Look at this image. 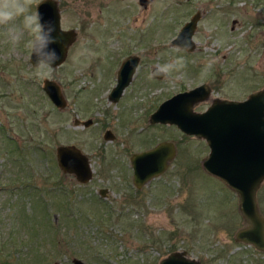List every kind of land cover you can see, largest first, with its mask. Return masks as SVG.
I'll list each match as a JSON object with an SVG mask.
<instances>
[{"label": "rangeland", "instance_id": "1", "mask_svg": "<svg viewBox=\"0 0 264 264\" xmlns=\"http://www.w3.org/2000/svg\"><path fill=\"white\" fill-rule=\"evenodd\" d=\"M58 2L61 25L78 31L50 76L67 99L62 108L44 92V78L34 74L23 41L13 48L0 28V264H74L73 257L86 264H158L175 250L200 264H264V250L235 239L245 224L238 195L204 169L205 139L174 124L149 122L165 98L202 82L211 92L194 109L215 98L244 99L264 87V0ZM198 10L194 49L174 52L171 39ZM131 53L141 64L113 101L108 87L120 56ZM177 56L185 59L181 72L149 78L151 68ZM210 59L216 63L202 75ZM75 118L92 122L74 125ZM107 127L113 139L103 137ZM9 137L20 144L19 153H10ZM161 140L174 141L173 158L136 187L131 153ZM63 143L89 156L90 180L81 183L59 168L55 149ZM26 175L43 189L49 215L41 199L22 188ZM54 182L70 198L62 208ZM256 198L264 216V179Z\"/></svg>", "mask_w": 264, "mask_h": 264}, {"label": "water", "instance_id": "2", "mask_svg": "<svg viewBox=\"0 0 264 264\" xmlns=\"http://www.w3.org/2000/svg\"><path fill=\"white\" fill-rule=\"evenodd\" d=\"M151 0H139L147 6ZM36 11L42 14L44 22L52 21L60 43L51 45L60 56L54 66L66 58L69 45L76 38L74 29L60 26V12L56 0H40ZM200 18L199 10L192 14L171 39L182 44L185 37H191ZM179 37V39H177ZM195 43L188 51L193 50ZM33 65L35 59L29 55ZM137 62V57L129 56L118 71V82L109 97L116 100L129 82ZM155 69V68H154ZM153 69V72H154ZM160 77V76H157ZM42 88L50 100L58 107L66 105L65 97L55 79L44 78ZM211 87L203 82L192 88L178 91L165 98L150 114L151 123L176 125L183 133L204 138L209 146L203 158L204 169L219 177L238 195V209L245 224L235 232V239L264 250V216L262 215L256 192L264 179V87L251 92L244 99L215 98L203 111L194 105L208 98ZM79 120L75 119V124ZM90 120L82 123L88 124ZM106 139L113 138L108 130ZM176 152L172 140H161L155 145L133 152L130 162L133 170V183L141 187L151 178L161 174ZM57 164L66 173L85 183L92 178L93 169L88 155L75 144H58L55 149ZM105 188H101L104 195ZM74 264H86L81 258L73 257ZM158 264H200L186 255L185 251H171L162 257Z\"/></svg>", "mask_w": 264, "mask_h": 264}, {"label": "clouds", "instance_id": "3", "mask_svg": "<svg viewBox=\"0 0 264 264\" xmlns=\"http://www.w3.org/2000/svg\"><path fill=\"white\" fill-rule=\"evenodd\" d=\"M36 0H0V28L4 29L7 42L15 48L22 41L28 54L35 59L33 67L35 75L39 78H50L53 65L60 60L59 54L53 44L60 43L55 24L52 21L44 22L43 16L38 11H32ZM61 31L63 28L61 27ZM27 35V39H25ZM179 39V37H177ZM193 44L191 37H185L182 44L173 42V51L180 52L190 49ZM215 59H210L205 64L202 75H206ZM185 67V59L177 56L163 65H157L153 76H161L169 79L173 72L179 73Z\"/></svg>", "mask_w": 264, "mask_h": 264}, {"label": "flooded vegetation", "instance_id": "4", "mask_svg": "<svg viewBox=\"0 0 264 264\" xmlns=\"http://www.w3.org/2000/svg\"><path fill=\"white\" fill-rule=\"evenodd\" d=\"M56 2H57V6H58V8H59V12H60V26L63 28V29H74L75 30V32H76V38H77V33H78V31L76 30V28H74V27H63L62 25H61V9H60V6H59V2H58V0H56ZM75 38V39H76ZM75 39H74V41H75ZM73 41V42H74ZM72 42V43H73ZM71 43V44H72ZM70 44V45H71ZM70 45H69V47H70ZM69 47H68V49H69ZM67 55H68V50H67V54H66V57H67ZM106 54H103L102 56H105ZM116 56H120L119 54H115ZM129 56H135V57H137V62H136V65H135V68H134V71H133V73H132V75H131V78H130V80H129V82L124 86V88H123V90H122V92L120 93V95H119V97L116 99V100H118L121 96H122V94H123V92H124V90H125V88L127 87V86H129L130 84H132V81H133V79H134V77H135V74L137 73V70L139 69V66H140V64H141V62H140V56L138 55V54H133V53H131V54H124V55H121L120 57H121V60H120V64H119V66H118V68H117V75H116V77H115V79H114V83H112V86H110V87H108V89H110V91H109V93H108V97H109V94L111 93V91H112V89H113V87L114 86H116V84H117V82H118V71H119V69H120V67H121V65L123 64V62L129 57ZM66 59V58H65ZM65 59H64V61H65ZM68 60V59H67ZM66 60V61H67ZM63 61V62H64ZM62 62V63H63ZM62 63H60L59 65H61ZM58 65V66H59ZM55 67V66H54ZM154 68H156V66L155 67H153V68H151V70H150V74L152 75V73H153V69ZM154 78H163V77H157V76H153ZM49 79H51V78H49ZM53 79V78H52ZM44 80V79H43ZM149 81H151V79L149 80ZM203 83V82H202ZM205 83H207V82H205ZM208 84V83H207ZM60 85V84H59ZM209 85V84H208ZM196 86V85H195ZM210 86V85H209ZM60 88H61V90H62V87H61V85H60ZM186 88H183L182 90H185ZM188 89V88H187ZM181 90V91H182ZM62 93H63V90H62ZM64 95V94H63ZM65 97V96H64ZM109 99H111L110 97H109ZM65 100H66V104H67V99L65 98ZM111 100H113V99H111ZM116 100H113V101H116ZM209 104H207V106H208ZM56 106V105H55ZM66 106V105H65ZM206 105H204V107H202V108H200V109H195V110H197V111H203L206 107H207ZM75 119H77V120H79V122L78 123H74V125H78V124H83V125H85V126H87V125H89V124H91V122H92V119L91 118H86V119H83V120H81V119H78V118H75ZM75 119H74V121L73 122H75ZM84 120H90V122L88 123V124H84V123H82ZM150 122V121H149ZM151 123V122H150ZM162 124H164V123H162ZM110 131L111 132V134L113 135V138L116 136L115 135V133H114V131L111 129V128H109V127H107L105 130H104V132H103V137H104V134H105V132L106 131ZM105 138V137H104ZM113 138H111V139H113ZM68 144H73V143H68ZM142 150V149H141ZM140 151V150H139ZM134 152H136V151H134ZM133 153V152H132ZM131 153V154H132ZM131 156V155H130ZM89 157V156H88ZM131 168H132V166H131ZM93 176V175H92ZM132 176H133V170H132ZM132 180H133V177H132ZM102 188H105V190H104V195L106 194V192H107V188L106 187H102ZM100 192H101V188H100ZM101 194V193H100ZM102 195V194H101ZM103 196V195H102Z\"/></svg>", "mask_w": 264, "mask_h": 264}, {"label": "trees", "instance_id": "5", "mask_svg": "<svg viewBox=\"0 0 264 264\" xmlns=\"http://www.w3.org/2000/svg\"><path fill=\"white\" fill-rule=\"evenodd\" d=\"M9 139V141H10V144H13L14 145V148L13 149H11V151H10V153H12V152H14L15 151V153H19L20 152V144H18L17 143V140L16 139H14L13 137H9L8 138ZM33 145H35L34 143H33ZM19 149V150H18ZM39 150H41V147L39 146ZM20 180L21 178L20 177H18L17 176V180ZM25 181L24 180H21V182H20V184L21 185H23V187L22 188H26V187H28L29 189L28 190H30V192L36 197V199L37 198H39V199H41V203L43 204L42 205V207H43V209H45V213L47 214V215H49V212H50V210L48 209V206L49 205H51V203H49L43 196H44V194H43V189L41 190V188H39V187H37V185L36 184H34V183H32V180L29 178V176H27L26 175V177H25ZM29 180H31V181H29ZM29 181V182H28ZM53 185H54V189H56V188H58V191L57 190H55V192L54 191H52L53 193H55L54 194V196H56V194L58 193V196L59 195H61L62 196V198H59V202H58V204H56L59 208H62V207H60L61 206V204L63 205V204H65V203H67V201H70L69 199V196L67 197L64 193H63V191L61 190V183H57V182H54L53 183ZM67 190V189H66ZM36 194V195H35ZM31 211H33L34 212V209H32ZM34 216H36V215H34ZM50 216H51V214H50ZM43 221H46L47 220V217H44V216H42V218H41ZM51 220V219H50ZM73 220H75V219H73Z\"/></svg>", "mask_w": 264, "mask_h": 264}]
</instances>
